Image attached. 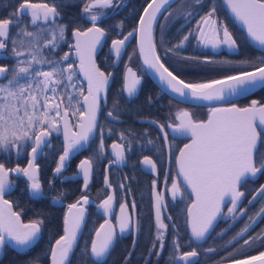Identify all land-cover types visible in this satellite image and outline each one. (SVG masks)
<instances>
[{"label":"snow or ice","instance_id":"obj_1","mask_svg":"<svg viewBox=\"0 0 264 264\" xmlns=\"http://www.w3.org/2000/svg\"><path fill=\"white\" fill-rule=\"evenodd\" d=\"M173 0H151L143 9L139 18V27L129 32L123 39H113L111 51L120 58L122 49L129 37L139 33V49L143 63L159 76L160 83L166 85L173 98L183 101L224 102L227 97L245 95L253 89H264V55L243 61H212L207 57L203 61L195 57H179L181 49L190 36L195 34V39L204 47L213 49L226 45L230 50L237 47V42L223 21L218 20L216 13L218 7L213 4L205 15L201 16L194 29H189L188 34L178 38V42L165 49V54L171 53L180 61L192 60L203 65H232L233 74H226L221 79H212L207 82H185L176 74L182 68L170 70L157 53V46L153 41V26L162 9L167 10ZM231 14L246 29L248 37L257 42L264 49V0H223ZM113 6V0H85L82 16L91 23V27L82 30L75 28L72 36L75 38V51L79 57V70L87 80V94L76 83L77 73L73 63L64 67V62L69 60V53L65 52L59 59H51L50 54L65 41L67 25L60 23L58 5L54 2L35 3L31 0H19L18 6L9 13L8 18L0 19V52H5L11 44L10 55L15 59V64L9 68L0 65V77L7 82L0 83V153L16 150L19 157L26 148L27 166L17 164L14 168L6 167L0 163V247L11 245L21 251L29 248L41 232L43 220L35 219L29 223H22L20 213L12 210L13 205L5 199L12 186L10 179L13 173L22 175L27 179L30 195L35 198L43 196L42 184L38 178V155L45 148L51 147L47 139L52 132H59L63 126V151L54 169L55 174H60L69 156L83 146L88 145L98 127L97 113L100 110L101 94L105 91L111 73L105 74L97 66L93 54L101 39L106 37L107 30L98 26V20L104 15L100 9ZM203 8L202 0H184L178 10L180 19H191L196 7ZM173 14L170 13L169 16ZM169 17H166L168 19ZM122 27V24L119 25ZM15 29V31H13ZM164 41H161L163 44ZM131 59V57H129ZM257 64L259 66H257ZM247 65L251 71L242 68ZM45 68L47 70H45ZM124 84L122 92L129 97L133 96L140 84V78L131 67L125 65ZM82 97V100L80 99ZM151 98H149L150 100ZM230 107H209L206 120H194L188 110H179L175 115L178 123H169L167 126L159 124V129L164 133V143H168L167 130L189 138V143L184 144L176 157V166L179 169L178 177L183 178V183L191 189L194 197L187 208V227L190 230L189 245L202 242L210 234L218 217L235 220L245 211L238 208L241 198L245 195L239 190L240 186L249 178L255 179L258 174H264V153L258 157V143L264 137V104L252 100L247 107H238L227 100ZM118 103H114L113 110L107 113L112 120L119 118ZM54 113V115H53ZM79 120L73 124L69 114ZM153 123H157L153 121ZM121 141L127 139L123 132L120 133ZM153 144L152 140L148 141ZM130 144L127 145L130 148ZM115 160L110 163H119L125 159L126 145L123 143L112 144ZM105 144L103 131L98 145V153L103 155ZM92 158L82 159L79 170L83 175L84 187L87 188L92 171ZM141 164L150 166L156 172V163L144 156ZM167 175V173H166ZM178 177L172 178L171 192L173 199L181 194L182 187ZM51 184V181H50ZM105 184L109 187L108 176L105 175ZM124 185L121 184V188ZM157 184L152 183L155 226L157 229L153 249L157 242L162 251L165 246V230L169 227L162 219L164 193L158 192ZM63 194H61L62 197ZM259 196L264 201V184L253 195ZM53 197V203L61 199ZM81 200L83 204H81ZM113 196L109 195L97 207L103 209L105 215L110 214ZM252 201L250 200L249 203ZM89 203L87 196L69 204V212L64 216L63 235L51 246V264H71V256L77 246L78 233L85 221V208ZM231 206H228V205ZM227 207V212L223 209ZM136 205L129 211L126 203L120 204V215L116 218L120 233L135 231L137 225L133 223ZM264 214L262 203L256 216ZM171 219V217H168ZM176 227V225H173ZM249 225H245L229 241L243 238ZM172 240V254L170 259L180 261L182 264H197L194 258L199 256L197 248L190 251H181V245L175 238ZM115 225L105 220L95 230L91 240L90 250L85 247L82 255L87 256L95 264L96 261L105 260L115 241ZM255 241L264 243V230L256 236L244 239L243 246H249ZM135 243V240L133 241ZM152 252V249H149ZM206 252H215L209 247ZM90 252V255H89ZM160 255V251L155 253ZM230 256L233 254H229ZM127 259V258H126ZM233 264H264V251L259 255H252L245 259H235Z\"/></svg>","mask_w":264,"mask_h":264},{"label":"flooded vegetation","instance_id":"obj_2","mask_svg":"<svg viewBox=\"0 0 264 264\" xmlns=\"http://www.w3.org/2000/svg\"><path fill=\"white\" fill-rule=\"evenodd\" d=\"M35 3L47 2L50 5L54 2L58 5L60 16L58 20L60 23L66 24L65 41H61L59 47L50 54L51 59H59L65 52L69 53V60L64 62L63 66L67 67L68 63H73L75 71L79 66V57L75 51V38L72 32L79 27L86 30L91 27V23L87 21L86 17L82 16V9L85 0H31ZM19 0H0V19L8 18L14 7L18 6ZM125 0H113V6L107 9H100L104 13L98 20V26L107 30L106 37L101 39V44L97 46L93 59L96 66L105 74L111 73L108 84L105 89V100L100 101V110L97 115L98 127L96 128L93 138L88 145L81 149L74 151L67 161L60 174H55L59 155L63 151V132L60 126L59 132H52L49 136L51 147L45 148L38 156L36 163L39 169V180L42 184L43 196L35 198L29 194L28 183L27 194L31 199H43L53 202V197H62L55 202L58 207L64 211V216L69 212L68 205L80 200L82 196L89 198V203L83 205L85 208V221L82 224L81 230L78 233L77 246L74 249V254L71 260L80 264H93V261L87 256L82 255L83 250L87 247L90 250L91 240L94 238L95 231L91 238L83 236L87 217L90 210H93L98 216V226L103 224L106 220L103 209L97 206L101 204L109 195L113 196L112 209L110 211L109 220L115 225L116 215L121 203L128 205L131 212V206L135 203L132 199L136 195H147L149 197L148 205L138 206L136 203L135 215L133 216V223L137 225L136 230L128 231L125 236H119L115 227V241L110 251L113 253L114 261L109 262L107 255L105 260L96 261L95 264H117L115 260L123 258L124 260H131L133 264H175V260L170 259L172 254V240L177 239L181 245V251H190L192 248H197L199 256L197 264H222L232 262L235 259H245L252 255H259L264 251V243L255 241L249 246H243L244 239L256 236L264 230V214L259 221L251 227L243 238L233 240L231 244L228 241L239 232L246 224L250 225L253 220L252 217L259 211L262 199L257 196L253 199V195L261 184H264V174H258L253 180L249 178L247 182L243 183L239 190L245 195L241 198L238 208H244L245 211L240 213L235 220L227 219L221 216L218 223L215 225L207 239L203 243H196L189 245V233L187 230V208L191 202V197L187 193L184 184L178 177L176 166V157L181 147L188 141L181 138L177 133H173L170 128L166 129L168 133V143H164V133L160 131L159 124L167 126L169 123H178L175 120V115L179 110H188L194 120H205L208 114V108H200L199 106L187 105L173 100L168 96H162L158 90L151 84L152 82L147 77L142 69L137 53L135 35L126 41L122 49L120 58H117L111 51L113 39H123L131 30L129 28H118L120 24V16L118 10L122 8ZM184 0H177L173 6L168 7L158 17L153 28V41L157 46V53L163 58L166 66L171 69L182 68L183 71L176 73L180 79L185 82L197 83L207 82L212 79H221L226 74H233L232 65H203L192 60L180 61L177 56L171 53L165 54V49L171 47L178 42V38L188 34L189 29L196 27L197 21L201 16L205 15L210 6L215 4L219 11L216 13L218 20L223 21L225 27L233 35L237 42V47L230 50L226 45H221L217 49L211 46L204 47L195 39V34L190 36L189 40L185 42L184 46L179 49V57H195L203 61L205 57L212 61H232L238 62L246 59H253L264 55V50L260 51L254 47L248 40L245 33L238 28L233 20L230 18L222 0H202L203 8L197 6L194 15L191 19L178 18V10L181 9ZM172 13V16L169 14ZM166 17H169L166 19ZM116 19V20H115ZM125 19H123L124 23ZM125 25V24H124ZM15 31V29H13ZM164 41L161 44V41ZM11 44L5 52H0V65H7L11 68L15 64V59L10 55ZM131 57V59H129ZM125 65L131 67L137 76L140 78L137 93L131 97L126 92H122L124 84V75L126 72ZM257 66H259L257 64ZM246 70H252L250 66L241 65ZM45 70H47L45 68ZM7 81L1 77L0 83ZM76 83L78 87H82L84 94H87V86L81 80L77 73ZM151 98L148 104L145 103V97ZM154 97V98H153ZM82 100V97L80 98ZM252 100H257L260 104H264V89H258L253 93L238 99V107H247ZM235 102V101H234ZM233 102V103H234ZM114 103H118L119 118L112 120L107 116L110 110H113ZM54 115V113H53ZM195 116L197 119H195ZM70 121L75 124L79 120V115L75 117L69 114ZM156 121L157 123H153ZM101 131H103V139L105 150L103 155L98 153V145L101 139ZM123 132L127 137L126 140L121 141L120 133ZM152 140L153 144L148 141ZM123 143L126 145L125 159L119 163H110L115 160L113 155L112 144ZM131 145L130 148L127 145ZM31 148L26 150L17 157L16 150L12 149L10 156L7 153H0V163H5L6 167L13 168L19 164L26 165ZM264 153V137L258 143L257 157ZM144 156H149L154 163H156L157 170L155 173L151 171L150 166L141 164ZM91 157L92 171L87 188L84 187L83 177H77L78 165L82 159ZM167 173V175H166ZM105 175L108 176L110 187L105 184ZM178 177V183L182 187L181 194L177 195L175 199L170 191L172 178ZM14 188L18 185L17 182L22 179L20 176H11ZM156 181L157 191L164 193L162 219L169 225L165 230V246L160 250L157 242L155 249H153V241L156 236L155 226V208L153 199L152 183ZM51 181V184H50ZM121 184L124 185L121 188ZM115 185V186H114ZM15 189H11L5 195V199L11 200L14 198ZM59 192L60 196L57 195ZM64 192L66 196L64 197ZM127 199H124V197ZM123 197V198H122ZM131 198V199H130ZM252 201L249 203V201ZM81 204L83 201L81 200ZM228 206H231L230 204ZM14 209V208H13ZM15 211V210H14ZM227 212V207L223 209ZM145 218V219H142ZM171 217V219H168ZM64 221V220H63ZM176 225V227H173ZM64 228V223H63ZM96 228V229H97ZM95 229V230H96ZM149 229V232L148 230ZM64 234V233H63ZM62 234V235H63ZM59 239V238H58ZM135 240V243L133 242ZM56 241V240H55ZM55 241L52 245L55 244ZM51 245V246H52ZM209 247L215 248V252H206ZM152 249V252L149 251ZM160 251V255L155 253ZM233 254V255H229ZM51 247L49 253L50 262ZM90 255V252H89ZM127 258V259H126Z\"/></svg>","mask_w":264,"mask_h":264},{"label":"trees","instance_id":"obj_3","mask_svg":"<svg viewBox=\"0 0 264 264\" xmlns=\"http://www.w3.org/2000/svg\"><path fill=\"white\" fill-rule=\"evenodd\" d=\"M148 1L149 0H125L122 8L117 11L120 16V19H118L117 21H120L119 25L122 24V27L118 24L117 27L120 29L129 28L131 31H133V29L136 28L138 17ZM174 3H176V1ZM174 3L171 6H173ZM123 19H125L124 23ZM151 84L158 90V92L162 96H167L162 91H160L153 83ZM144 101L147 105V102H149V98L147 97V95ZM234 103L238 105V100ZM21 167H25V165H22ZM20 177L22 178L20 180V183L18 181V185L15 188L13 185L12 188V190L15 189L13 195L14 198L11 200L13 208L16 212L20 213V217L23 222H30L35 219H41L43 220V224L41 226V232L39 233L36 241L29 248L21 251L12 249L9 246H5L0 258V264H48L50 247L52 243L63 234L64 211L53 202H50V200L29 198L26 186V183L28 182L25 177ZM66 194L67 193L64 192V197L66 196ZM57 195L60 196L59 192H57ZM124 199H127V197H124ZM132 200L138 206L148 205L149 203V197L147 195H136ZM142 219L145 218L142 217ZM98 223V216L93 210H90L83 236L86 238H91L93 232L98 226ZM147 230L149 232V229ZM110 254L112 255L107 259L109 260V262L114 261L115 259L113 257V253L111 252ZM115 261H117V264H133L131 260L127 261L123 258H119ZM71 264L80 263H76L74 260H71Z\"/></svg>","mask_w":264,"mask_h":264},{"label":"water","instance_id":"obj_4","mask_svg":"<svg viewBox=\"0 0 264 264\" xmlns=\"http://www.w3.org/2000/svg\"><path fill=\"white\" fill-rule=\"evenodd\" d=\"M175 1H177V0H173V2L171 3V5L175 2ZM149 2H151V0H149L147 3H149ZM147 3L145 4V6L144 7H146L147 6ZM222 4H223V0H222ZM223 6H224V9L226 10V12L228 13V15L230 16V18L233 20V22L235 23V25L238 27V28H240L244 33H245V35L247 36V38H248V40L250 41V43L254 46V47H256L258 50H260V51H262V50H264V49H262L261 48V46L257 43V42H255V41H253L250 37H248V34H247V31H246V29L244 28V26L238 21V20H236V18L231 14V12H230V10L227 8V6L226 5H224L223 4ZM144 7H143V9H144ZM168 8V7H167ZM143 9H142V11H141V13H140V15H139V17H138V20H137V24H136V28H138L139 27V18H140V16L141 15H143ZM165 10H163L162 9V12H164ZM161 12V13H162ZM161 14H158V16H157V19H158V17L160 16ZM156 23V22H155ZM155 23H154V25H155ZM135 28V29H136ZM153 28H154V26H153ZM130 38V37H129ZM135 43H136V53H137V57H138V60H139V63H140V65H141V67H142V69L144 70V72L146 73V75H147V77L150 79V81L160 90V91H162L164 94H166L168 97H170V98H172L173 100H175V101H178L179 100V98L177 97V98H173V97H175V94H173V93H171L170 92V90L169 89H167V87H166V85H162L161 83H160V80H159V76L154 72V70L153 69H151V68H149L147 65H145L144 63H143V59H142V57H141V55H140V49H139V33H137L136 35H135ZM249 71H251V70H249ZM77 73L80 75V77H81V80L84 82V83H86V86H87V80L84 78V75L82 74V73H80V70H79V66H78V68H77ZM1 78V77H0ZM138 86H139V84L137 85V90H136V93H137V91H138ZM106 89V88H105ZM259 88H256V89H253L251 92H249V93H246L245 95H241V96H235V97H227L226 98V101H224V102H212L211 104H209V102H206V101H183V102H180V103H184V104H187V105H192V106H199V107H206V108H208V110H209V107H215V106H223V107H230L231 106V104H229V103H227V100H230L232 103L234 102V101H237L238 99H240V98H242V97H244V96H247V95H249V94H251V93H253L254 91H256V90H258ZM105 91L101 94V100H105ZM99 112V111H98ZM97 115H98V113H97ZM207 119V118H206ZM205 119V120H206ZM61 128H62V132H63V126H62V124H61ZM178 136L179 137H181V138H185V139H187L188 141L186 142V143H189L190 141H189V138H187V137H185V136H182V135H180V134H178ZM48 140H50L49 139V137L47 138ZM185 143V144H186ZM184 146V145H183ZM183 146L181 147V148H183ZM84 147V146H83ZM180 151V150H179ZM40 155V154H39ZM38 155V156H39ZM178 155H179V152H178ZM177 155V156H178ZM27 166V164L25 165V167ZM79 166V165H78ZM14 167H16V166H14ZM13 167V168H14ZM78 169V174H77V177H83V175H82V173L80 172V170H79V167L77 168ZM177 171H178V173H179V169H178V167H177ZM12 176H17L15 173H13L12 174ZM20 176H22V175H20ZM38 178H39V169H38ZM180 178V180H181V182L183 183V178L182 177H179ZM26 179V178H25ZM27 180V179H26ZM184 184V183H183ZM184 186H185V188H186V190H187V193L189 194V196L191 197V202H190V204L192 203V200L194 199V197L192 196V194H191V189L190 188H188L187 187V185L186 184H184ZM12 188H13V186H12ZM11 188V189H12ZM28 190H29V188H28ZM29 194H30V190H29ZM5 198V197H4ZM189 204V205H190ZM12 210L14 211V209L12 208ZM16 212V211H15ZM120 215V207H119V209H118V213H117V215H116V218L118 217ZM186 215H187V213H186ZM263 215V214H262ZM262 215H260V216H256L255 217V219L250 223V225H249V227H248V230L251 228V227H253L258 221H259V219L262 217ZM105 218H106V220H108V221H110L109 220V215H105ZM220 218L221 217H218V219L215 221V223H214V227H215V225L218 223V221L220 220ZM21 221H22V223H29V222H23V220L21 219ZM115 227H116V231H117V233H118V235L119 236H125L128 232H125V233H120V231H119V226L115 223ZM213 227V228H214ZM187 230H188V233H189V235H190V230L188 229V227H187ZM213 230V229H212ZM211 230V231H212ZM211 233V232H210ZM39 235V234H38ZM94 236H95V234H94ZM209 236V234L206 236V239H207V237ZM205 239V240H206ZM204 240V241H205ZM36 241V240H35ZM34 241V242H35ZM204 241H202V242H196V243H203ZM6 246H9V247H11L12 249H15V250H19V249H16V248H13L11 245H6ZM5 247V246H4ZM4 247H0V258H1V256H2V253H3V250H4ZM197 259H198V257H196V258H194V260L195 261H197ZM50 262H51V255H50ZM175 264H182V262H180V261H176L175 260ZM222 264H233V261L232 262H227V263H222Z\"/></svg>","mask_w":264,"mask_h":264},{"label":"rangeland","instance_id":"obj_5","mask_svg":"<svg viewBox=\"0 0 264 264\" xmlns=\"http://www.w3.org/2000/svg\"><path fill=\"white\" fill-rule=\"evenodd\" d=\"M195 119H197L196 116H195Z\"/></svg>","mask_w":264,"mask_h":264}]
</instances>
